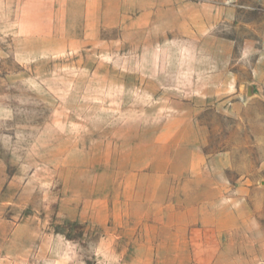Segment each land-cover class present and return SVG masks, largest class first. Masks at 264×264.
<instances>
[{
    "label": "rangeland",
    "instance_id": "rangeland-1",
    "mask_svg": "<svg viewBox=\"0 0 264 264\" xmlns=\"http://www.w3.org/2000/svg\"><path fill=\"white\" fill-rule=\"evenodd\" d=\"M0 264H264V0H0Z\"/></svg>",
    "mask_w": 264,
    "mask_h": 264
}]
</instances>
